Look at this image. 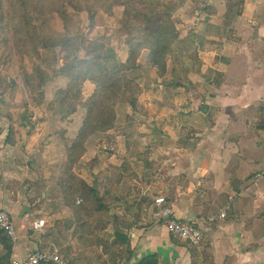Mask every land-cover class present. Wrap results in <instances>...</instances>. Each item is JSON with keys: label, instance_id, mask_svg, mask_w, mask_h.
<instances>
[{"label": "crops", "instance_id": "0c3cea01", "mask_svg": "<svg viewBox=\"0 0 264 264\" xmlns=\"http://www.w3.org/2000/svg\"><path fill=\"white\" fill-rule=\"evenodd\" d=\"M240 1L244 7L238 16V9H229ZM201 5L216 9L212 23L219 30L233 32L209 35L202 53L205 63V56L212 58L211 68L224 73V83L220 88L207 87L209 108L206 114L199 113L192 126L196 140L187 142L182 126H176L179 132L170 127L164 130L163 137L176 144L168 148L161 138L158 149H152L154 161L162 163L160 181L154 183L152 174L141 173L146 182L133 183L130 199L155 203L163 197L178 219L207 232L203 243L194 248L157 223L154 204L139 221L125 211H115L114 218L119 219L113 229L129 240L130 252L120 246L107 253L102 247L100 252L116 264H141L153 256L160 264H264V180H254L264 171V128L258 126L264 110V0H205ZM206 82L199 91V104ZM4 100L12 104L13 119L0 115V211L11 213L18 241L13 244L0 232V264H11L12 259L25 261L42 251L51 243L43 239L46 229L56 221L69 220L71 213L55 192L52 168L65 160L63 144L53 135L62 124L60 119L34 106L22 87ZM66 125L61 126L66 129ZM102 171L110 176L107 167ZM117 179L116 191L123 196L128 186L122 177ZM223 210L226 218L209 226ZM27 215L45 220L42 233H31ZM71 246L76 248L75 243ZM80 260L109 264L98 261L93 251Z\"/></svg>", "mask_w": 264, "mask_h": 264}, {"label": "trees", "instance_id": "16d2710c", "mask_svg": "<svg viewBox=\"0 0 264 264\" xmlns=\"http://www.w3.org/2000/svg\"><path fill=\"white\" fill-rule=\"evenodd\" d=\"M184 1L193 5L197 1L205 2ZM86 2L87 0H0V68L18 64L20 86L29 94L30 102L38 108L47 104L46 111L60 118L62 124L72 118L80 108L85 111L84 120L75 138H68L63 130L58 133L63 141L65 160L59 167L55 192L69 209L71 218L56 221L50 229H46L43 239L46 242L51 240V243L42 251L59 250L69 264H84V260L80 259L93 251L98 261L116 264V260H111L100 252L102 247L103 252L107 253L116 251L118 246L130 252L129 240L113 229V210L118 213L125 211V215L133 216L135 221H139L154 202L146 198L129 201L127 196L108 191L99 180L89 183L84 175L92 176L93 166L82 165L89 140L98 134L106 138L117 129L119 104L130 106L134 114L142 111L143 89L127 74L138 68V60L143 51H149L148 60L157 70L162 84L160 91L186 94L194 91L190 84L191 76L206 66L202 53L207 50L209 35L218 32L228 36L233 32L219 30L212 23L217 11L211 6L201 5L195 8L199 19L185 31L182 30L180 22L173 19L174 13L167 0H121L119 4L125 7L123 28L131 35L128 60L123 63L116 51L101 41L93 42L86 57H81L83 36L47 35L41 33L37 22L47 16H56L67 23L72 19L69 12H79L81 4ZM243 7L244 2L240 1L234 7L231 6L229 11L232 8L238 9L239 16ZM86 8L92 15L95 14L92 7L86 5ZM230 17L227 16L226 20ZM27 60L32 63L31 71L22 69ZM210 70L211 76L205 78L206 87L220 88L224 83V73L212 68ZM61 79L67 81L66 86L57 88L53 99L47 102V88ZM88 86H92L93 90L85 97ZM17 87L15 81L0 69V115L10 118V121L13 119L12 104L7 103L4 97ZM206 97L207 92L201 96L198 112L191 110L192 103H185L182 108H178L159 123L163 127L169 124L182 126L187 142L196 140L192 126L199 113H207L209 106ZM187 101L189 100L185 99ZM210 118L212 119V113ZM263 122L264 110H261L258 126L264 128ZM158 134L168 148L175 146V141L164 138L162 133ZM152 149L149 142L145 143L139 160L141 172L152 174L155 183L160 181L159 172L162 166L152 159ZM126 150H131L129 143ZM112 167L115 176L110 180L111 183L118 176L125 182H132L134 170L129 160L125 159L120 166ZM99 188L102 190L101 198ZM113 239H116L115 244ZM72 243H75L76 248H72ZM141 264L160 262L153 256Z\"/></svg>", "mask_w": 264, "mask_h": 264}, {"label": "rangeland", "instance_id": "374dc122", "mask_svg": "<svg viewBox=\"0 0 264 264\" xmlns=\"http://www.w3.org/2000/svg\"><path fill=\"white\" fill-rule=\"evenodd\" d=\"M120 1L121 0H87L86 4H81L79 12H69V14L72 15V19L67 23L62 22L56 16H47L39 19L37 24L40 27L41 33H45L47 35L83 36L84 43L82 45L80 54L81 57H86L93 42L101 41L113 48L116 51L119 59L125 63L129 58V42L131 35L123 28L125 7L121 3L119 4ZM167 3L170 10L174 13L173 19L180 22L179 24L182 30L187 31L188 28L199 19L198 13L195 12V8H199V1H197V3L194 5L184 0H167ZM86 5L94 9V15H92L91 12L86 8ZM101 22L103 25H101ZM148 55V50L143 51L138 60V68L135 71L127 74L129 78L137 82L143 89V95L141 96L143 106L142 111L134 114L130 106L119 104V120L117 123V129L110 133V136L108 135L106 138L101 134L91 138L89 140H92L90 144L91 148H87V154L82 160V165L91 164L93 166V175H84V178L89 183L93 184L94 180H99V182L103 183L104 187L108 191L116 192L118 194H120L119 191H116L118 179H116V181L114 179L115 182L113 183L110 182V180L115 176L112 166H120L125 159L129 160L132 164L134 172L132 175V182L124 181V184L128 186V189L125 191V193H123V196H127L129 201H131L130 197L133 194L131 192L133 183L137 181L138 183L142 182L145 184L146 182L145 179L140 178V174L142 173V175H150L148 172H141L142 166L139 157L143 152V145L149 142V145L153 146V150H157L162 138L158 133L163 132L162 134L165 135L164 130L168 127H170V129L176 128L174 125L169 124L163 129V124L161 125V123L158 121L167 119L170 114L174 113L178 108H182L185 103L189 102L192 103L191 110L198 112L200 105L199 91L202 90L201 87L203 84H205V78L211 76L210 69L212 58L205 56L204 60L206 61V66L202 69H199L194 75L191 76L190 84L193 86V92H188L186 94H176L173 91L170 93H163L160 91L162 84L157 76V70L154 69L150 64ZM0 69L3 70L4 74L8 75L13 81H15L18 87L11 92H16L17 89L21 87V80L19 78L20 66L18 64H13L10 66L4 65ZM22 69L23 71H31L32 63L28 60L25 61L22 65ZM66 84L67 81L63 79L51 84V86L47 88L46 92L47 102L53 99L57 88L64 87ZM92 90L93 87L88 86L86 88L85 97H88ZM205 90L207 92V87ZM185 99L189 101L185 102ZM45 108H47V104L43 108L39 109L41 111H46ZM84 117L85 111L80 108L72 118H70L66 123H63L67 124L66 129L65 126H61L63 125L61 124L58 126L57 130L55 129L53 135L58 136V139L62 144L63 141L58 134L62 130L65 132V134H67L68 138H75L82 125ZM132 118L133 120H130ZM158 125L159 128H156ZM174 131L179 132L180 130L176 128ZM128 143L131 146L130 151L126 150ZM161 144H165V142L163 141ZM41 150L43 151L44 147H42ZM154 154L155 153L153 152V160ZM110 161L111 163L109 164ZM62 163L63 162L55 165V167L52 166L53 175L56 180L59 175V167L62 165ZM106 167L110 172L109 177H106L104 175L105 172L102 171L105 170ZM94 172L99 174V177L94 176ZM105 179H108V181H103ZM135 194L136 193H134V195ZM114 213L115 210H113V216H116ZM118 219L119 217L117 216L116 220Z\"/></svg>", "mask_w": 264, "mask_h": 264}, {"label": "built area", "instance_id": "2783aa9c", "mask_svg": "<svg viewBox=\"0 0 264 264\" xmlns=\"http://www.w3.org/2000/svg\"><path fill=\"white\" fill-rule=\"evenodd\" d=\"M255 181L264 180V171L257 173L254 176ZM80 204V202H78ZM165 198L160 197L155 199V211L153 214L157 223L162 224L168 233L183 242L189 244L190 247H199L203 241L207 228H198L197 226L178 219L173 210L165 206ZM225 219V210L221 211L218 218L210 220L209 226L217 219ZM26 219L31 221L30 231L33 234L42 233L45 227V220H33L31 215H27ZM0 232L14 244L18 241L16 227L12 215L7 210L0 211ZM11 264H68L67 259L60 251L54 250L50 252L37 251L28 256L25 261L11 260Z\"/></svg>", "mask_w": 264, "mask_h": 264}, {"label": "water", "instance_id": "95a60500", "mask_svg": "<svg viewBox=\"0 0 264 264\" xmlns=\"http://www.w3.org/2000/svg\"><path fill=\"white\" fill-rule=\"evenodd\" d=\"M99 191H100V195H99V197L101 198V197H102L101 189H99Z\"/></svg>", "mask_w": 264, "mask_h": 264}]
</instances>
